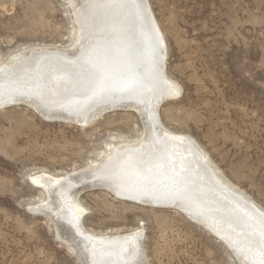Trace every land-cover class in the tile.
I'll return each mask as SVG.
<instances>
[{
    "label": "rangeland",
    "instance_id": "obj_1",
    "mask_svg": "<svg viewBox=\"0 0 264 264\" xmlns=\"http://www.w3.org/2000/svg\"><path fill=\"white\" fill-rule=\"evenodd\" d=\"M148 2L165 42V75L180 94L165 93L155 106L159 132L193 139L226 181L264 209V0ZM80 7L78 0L0 5V66L34 48L77 55ZM146 123L134 108L108 110L87 125L47 119L24 103L1 108L0 264H86L64 238L74 236L72 227L36 210L57 194L33 180L95 170L115 148L149 139ZM73 194L84 232L143 230L134 264H246L180 208L127 200L89 183Z\"/></svg>",
    "mask_w": 264,
    "mask_h": 264
},
{
    "label": "bare ground",
    "instance_id": "obj_2",
    "mask_svg": "<svg viewBox=\"0 0 264 264\" xmlns=\"http://www.w3.org/2000/svg\"><path fill=\"white\" fill-rule=\"evenodd\" d=\"M78 1L77 55L61 47L14 55L15 62L0 66V109L24 103L47 119L87 125L108 110L134 108L147 120L149 139L137 147L115 148L86 173L40 174L34 184L57 199L36 210L47 209L72 227L74 236L60 234L86 264H134L144 235L142 229L125 235L84 232V211L73 193L86 183L127 200L180 208L241 261L264 264V209L226 181L193 139L159 132L155 106L165 93L176 97L179 90L165 75V42L148 0ZM0 5L10 10L13 0H0Z\"/></svg>",
    "mask_w": 264,
    "mask_h": 264
}]
</instances>
